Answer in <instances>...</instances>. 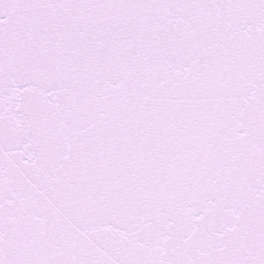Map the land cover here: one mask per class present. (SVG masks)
Listing matches in <instances>:
<instances>
[{"label":"snow or ice","instance_id":"6c2138e0","mask_svg":"<svg viewBox=\"0 0 264 264\" xmlns=\"http://www.w3.org/2000/svg\"><path fill=\"white\" fill-rule=\"evenodd\" d=\"M0 264H264V0H0Z\"/></svg>","mask_w":264,"mask_h":264}]
</instances>
